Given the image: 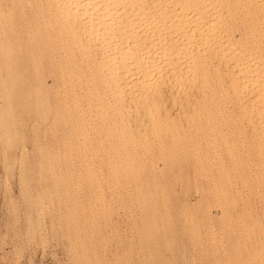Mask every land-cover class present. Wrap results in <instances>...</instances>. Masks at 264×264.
I'll list each match as a JSON object with an SVG mask.
<instances>
[{"label":"bare ground","instance_id":"bare-ground-1","mask_svg":"<svg viewBox=\"0 0 264 264\" xmlns=\"http://www.w3.org/2000/svg\"><path fill=\"white\" fill-rule=\"evenodd\" d=\"M0 48L4 55L9 56L14 67L22 60L30 80L28 81L33 83L29 87L30 92L26 91L34 92L33 97L31 96L33 99L28 100L32 99L29 103L33 105L38 122L44 124L42 121H45L47 114L51 112L52 124L57 122L63 126L64 131L59 138L63 140L61 143L64 150L60 147L53 148L54 145L46 149L34 143L39 154L38 171H51L61 158L64 161L66 157L72 160L80 153L79 150L98 151L100 144L97 143L100 137L96 142L93 137L113 135L115 130L113 133L112 130L115 127L109 128L107 122L115 116L119 119L118 145L124 149L118 166L133 176L135 174L138 184L142 182V169L147 166L144 160L152 150L157 152V156L163 159L165 164L180 157H188L190 152L198 150H201L206 161H209L206 155L212 154L214 157H211L210 161L217 162L221 156H217V150H220L227 157L230 168L227 171H219L218 167L217 171L215 169L220 182L218 185L210 183L209 187L220 186V190L215 189L218 190V198L224 199L227 194L223 188L230 189L233 182L244 179V173L247 172L249 178H255L253 182L250 181L251 198H263L264 0H0ZM42 62L46 69L56 75L55 81L63 88L60 103L56 98L57 94L56 99L51 102L45 93L39 92L44 87L41 79ZM18 66L19 64L17 71L20 67ZM9 70L6 74L12 72L9 81L11 80V89L16 91L23 87L25 81L18 76L17 73L20 72L13 74V71ZM46 94L49 95L48 92ZM16 97L15 95L14 101L17 102ZM16 107L13 106L15 111ZM17 117L19 118V115ZM91 121L99 122L94 125L98 128L97 132H93L94 127L90 128ZM174 138L179 140L170 141ZM70 140H76L77 143L73 144ZM163 140L165 142H162ZM201 144L206 150L201 149ZM104 152L107 153L105 150ZM111 157L110 160L113 159ZM106 162L110 164V161ZM242 166H247L248 171L243 173V170L242 174H239V168ZM32 169L34 171L33 166ZM67 172L51 176L55 180L54 185L46 190V194L49 198L51 195L58 204L65 205V217L74 226V233L83 231L85 228L80 230L75 228V225L85 222L87 232L94 236L99 231L94 220L106 211L103 205L94 207L99 195L91 191L93 189L90 186L86 189L88 195L85 194L87 197L84 202L78 201L74 194L70 195L67 181L70 178ZM90 172V168H87V175H90ZM55 185L61 186L59 191H55L57 188L54 190ZM64 229L66 231L67 228ZM64 234V237L68 236L67 233ZM69 235L71 236V233ZM101 235L103 236L102 233ZM77 245L83 250L81 260L75 255L77 262L91 264L93 253L86 252L87 247L83 243ZM88 245L90 246V242ZM69 248L71 247L66 249Z\"/></svg>","mask_w":264,"mask_h":264},{"label":"rangeland","instance_id":"rangeland-1","mask_svg":"<svg viewBox=\"0 0 264 264\" xmlns=\"http://www.w3.org/2000/svg\"><path fill=\"white\" fill-rule=\"evenodd\" d=\"M0 55L3 57L2 58L0 56V59L2 58L0 61V264H78V262L79 264H83L82 261L77 262L75 259L77 256L81 260L83 254V250L77 245L80 242L83 243L85 247H87L86 252L90 251V254L93 253L92 255L94 256L91 258V264H264V239L261 240L264 238V196L261 199L257 197L251 198V182H253L255 178L253 179V176H251L250 178L252 179H250V175L247 172L248 167L242 166L239 168V174L240 172L242 174L243 170V173L247 170V173H244V179L242 178L237 180V182H233V185L230 188L231 191L228 187H226V189L223 188V191L226 192L227 196H225L224 199L218 198L217 192L220 190V186L210 188L209 184L217 183L218 185V182H220L216 177L217 167L218 170L220 169L222 171H227L230 168V163L228 159H226L227 157L220 150H217V156H221L217 161L219 163L214 161L216 164L211 162V159L214 157L212 154L206 155L209 159V161H206L205 157L200 152L201 150L193 153L190 152L188 155L189 159L187 156L184 158L180 157L179 159L165 164V161L157 156V152L152 150V152H150L151 154L145 158L146 160H144L147 166L145 169L143 168L144 170L142 169L143 173H141L140 178V181L142 182L140 185L135 179V174L133 176L130 172L121 167L119 168L118 166L120 164V160L122 159V151L124 149L118 145L117 140V137H119L118 135L120 134L118 125L119 119L118 117L113 116L110 118L112 120H108L107 126H109V128L115 127V129L112 130V133L115 130V133H113L114 136L110 134L108 136L95 135L96 137H93L95 138V142L98 140V137H100L97 143L100 144V149L98 151L90 152L88 150L86 151V149L85 151L79 150L80 153H77V155L73 157L72 160L66 157L64 161L61 158L56 167L51 171H38L39 154L35 150V144H39L46 149H49L54 145L53 148L60 147L61 150H64V147H62L63 140L59 138L61 137V134H63V126L57 122L52 124L53 115L51 112L47 114L49 120L46 117V120L42 121L43 123L45 122L44 124L38 122L39 120L36 117L37 115L32 108L33 105L32 103H29L32 102V97L34 94V92L28 93L31 89H29V87L30 85L32 86L33 83H29L30 80L27 78L28 75L22 60L18 62L19 66L22 68L18 66L19 68L17 71L16 67L18 64L15 65L16 67H14L9 56L4 55V53L1 51V48ZM2 67L4 71L2 70ZM7 69H10L9 72L12 70L13 74L16 72L24 73H17L21 79H24L23 82L25 81L22 85L23 87H19V89L16 91L11 89V80L9 81V79H11L12 72L6 74L8 73ZM41 71V79L44 87H42V91L39 90V92L45 93L46 97L51 102L58 98L57 100L60 103V100L62 99L61 94L63 93V88L55 81L56 75L52 73L51 70L46 69L44 62L41 64ZM4 74L5 76H3ZM3 88L4 90L1 91ZM46 92H48L49 95L46 94ZM7 93L9 94L7 95ZM14 93L17 96V102L14 101ZM24 95L30 96L25 97ZM6 96L9 100L11 99V101L14 102L12 103L9 101ZM30 98H32L31 101L28 100ZM21 102H24V104ZM25 102L29 106H27ZM58 102H56V104H58ZM13 106H17L16 111ZM30 107L31 109L29 110ZM10 110H12V112ZM21 110L24 111L22 112ZM25 111L30 113L26 114L27 112ZM17 115H19V118ZM29 115L31 116L29 117ZM23 121L26 122L23 123ZM111 121L113 124L115 122V124L113 125ZM97 123L99 124V122ZM97 123L91 121L89 125L90 128L94 127V125H98ZM22 124L23 126H21ZM15 128L17 130H14ZM93 129L90 131L91 134L92 131L97 132L98 130V128L95 127ZM11 131L12 135H14L13 138ZM174 139H171L170 141L175 142L179 140V138ZM70 141H72L73 144L77 143L76 140ZM162 142L165 141L163 140ZM48 143L50 147L48 146ZM201 149L206 150L205 146L203 145L201 146ZM104 150L107 151V153L104 152ZM110 157L113 159L115 158L114 161L113 159L110 160ZM21 158L24 159L22 160ZM197 160H199V162H197ZM106 161H110V164H107ZM87 168H90V175H87L86 173ZM37 171L38 173L36 174ZM65 171H68V177L70 178L67 179L69 184V193L70 195L74 194L78 201L84 202L85 197L88 195L86 193V189L89 186L93 189L91 191L96 192L97 196L99 195V199L97 198L95 201L96 203L94 202V207L97 208L103 205L106 212L103 215H100L101 217L99 216L95 218L94 223H96V229L98 228L97 230L99 231H97L94 236L87 232L88 230L86 229L87 226L85 222H81V224L79 222L75 225V228L78 227L80 230L85 228V231H79L78 234L74 233V226L69 223L65 217V205L58 204L51 195H49V198L46 194V190L51 189L52 185H54L53 182L55 180H53L51 176L58 175L60 172ZM122 173H124V175ZM177 174H179V176ZM172 175L175 176L173 177ZM92 179H94V181ZM33 183L35 186L32 185ZM58 186L59 185L54 186V190L57 188L55 191L60 190L59 188H61V186ZM241 186L242 188H246L242 189ZM236 191L237 193H235ZM246 193L249 194L247 195ZM45 194L46 196H44ZM85 194L87 195L85 196ZM146 196L149 198V200ZM155 196L157 197L156 199ZM141 200L143 201L142 203ZM102 217L105 219L107 217L106 221ZM39 220L40 223L38 224ZM64 228H67L66 231H68L66 232ZM71 229L73 230V233ZM59 231L62 234H60ZM64 233H67L66 235L68 236L64 237ZM70 233L71 236L69 235ZM78 235L82 236H79V238ZM75 236H77V238ZM89 236L91 238H88ZM84 238L85 240H83ZM82 240L85 241V243ZM89 242L90 246L88 245ZM259 244H261V246ZM69 246L71 248L67 250L66 248ZM88 248H90V250ZM98 250L100 252H98ZM253 252L255 254H253ZM97 253L101 257L97 255ZM71 255H73V257H71ZM70 259L73 261L71 262Z\"/></svg>","mask_w":264,"mask_h":264}]
</instances>
